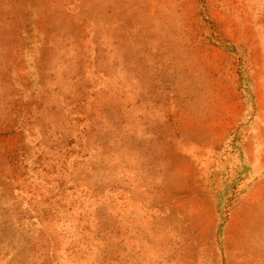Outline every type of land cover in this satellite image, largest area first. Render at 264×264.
<instances>
[{"label":"rangeland","instance_id":"rangeland-1","mask_svg":"<svg viewBox=\"0 0 264 264\" xmlns=\"http://www.w3.org/2000/svg\"><path fill=\"white\" fill-rule=\"evenodd\" d=\"M0 264H264V0H0Z\"/></svg>","mask_w":264,"mask_h":264}]
</instances>
